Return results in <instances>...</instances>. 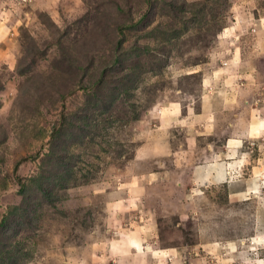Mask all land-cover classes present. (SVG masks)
Here are the masks:
<instances>
[{
    "label": "rangeland",
    "instance_id": "rangeland-1",
    "mask_svg": "<svg viewBox=\"0 0 264 264\" xmlns=\"http://www.w3.org/2000/svg\"><path fill=\"white\" fill-rule=\"evenodd\" d=\"M221 69L264 122V0H0V264H264V136L185 142Z\"/></svg>",
    "mask_w": 264,
    "mask_h": 264
},
{
    "label": "crops",
    "instance_id": "crops-1",
    "mask_svg": "<svg viewBox=\"0 0 264 264\" xmlns=\"http://www.w3.org/2000/svg\"><path fill=\"white\" fill-rule=\"evenodd\" d=\"M239 64H237L236 66H238ZM221 70H216L213 75H208L205 78V89L207 88L209 92H211L212 94H214V96H216V99L213 100V102H205L203 101V105H202V110L196 114L202 121L201 127H196L195 132L192 130V127L190 126L188 128V135L185 138V142L187 143V145L193 147H198L200 153L203 155L205 158V162L200 163V166H197L196 169L193 170V178L197 177V179L199 178V176L202 178V180L205 181V183H210V182H226L227 177L229 176V178L231 176H233L232 174L235 173V171H238V168L240 166V162L241 160H243V162H246L247 159H245L241 154L240 151V144L244 143L247 140H251L253 138H258L259 136L263 135L264 136V122H262V119H258L256 120L254 117V113H252L248 119V123L245 120H242V113L243 112H239V116L241 114V116L236 119V118H232L231 119V115H235L234 113H231L230 109L235 108L234 106V101H232V97L230 95L225 96L224 97H219L220 94L223 93H216V88L215 85L211 86L212 83H218L221 85V87H223V81H224V77L222 76V71ZM222 72V73H221ZM228 80H230L228 78ZM239 80H243L242 75H238L237 81L239 82ZM242 85L244 83H241ZM219 86V85H218ZM248 91V89H242L241 90V95H243L245 97L246 92ZM218 96V98H217ZM211 97V96H209ZM248 106L250 105L249 101L247 102ZM240 109H242V106H239ZM237 112V111H236ZM164 116L166 118L169 117H173L175 118V120L177 119H182L183 117V107H172L169 108V110H167V112H163ZM164 118V119H166ZM163 119V120H164ZM235 121V124L234 122ZM180 122V121H179ZM163 124H165V121H162ZM173 123V122H171ZM200 124V123H199ZM222 125L220 128L218 126ZM233 125V126H232ZM194 126V125H192ZM232 127L233 129H235V131L238 133V136H234L231 137L233 139H236L234 141H237L233 144H235V146L232 147V144H229L228 142L226 143V146H224L225 150H229L227 151V153L229 154H233L232 156L230 155V157H228L229 162L227 163H219L217 164L216 161H218L216 159L217 157V153L215 152V149L213 148V144L211 142V140H209L211 137L213 138H217V137H223L225 136V133H227V131H229V127ZM191 130V131H190ZM242 131V132H241ZM201 136V138H200ZM201 143V144H200ZM184 145H186L184 143ZM186 145V146H187ZM225 153V152H224ZM217 171L220 170V174L219 176H217L216 174H214L213 171ZM261 171V170H260ZM262 172H264L262 170ZM201 173V175H199ZM264 173H261V175ZM235 178V176H234ZM230 180H228L229 182ZM232 184L231 187L235 186V188H241L239 193L242 192H248L247 190L251 189L250 187H252V181H243L242 179H233L231 182ZM237 195V194H236Z\"/></svg>",
    "mask_w": 264,
    "mask_h": 264
}]
</instances>
